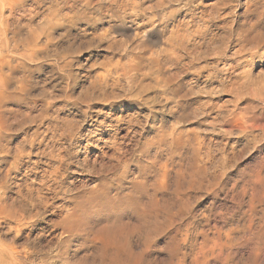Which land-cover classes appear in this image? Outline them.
<instances>
[{"label": "rangeland", "instance_id": "374dc122", "mask_svg": "<svg viewBox=\"0 0 264 264\" xmlns=\"http://www.w3.org/2000/svg\"><path fill=\"white\" fill-rule=\"evenodd\" d=\"M36 133L44 146L32 149ZM156 136L164 144L148 150L145 175ZM21 160L42 165L34 188L60 167L64 191L38 217L0 215V247L28 255L21 264L62 252L90 264L97 248L120 249L128 228L131 252L144 256L116 264H264V0H0L8 211L29 179ZM101 182L136 196L138 212L117 204L74 216ZM115 214L128 215L126 230ZM99 215L108 223H93Z\"/></svg>", "mask_w": 264, "mask_h": 264}, {"label": "bare ground", "instance_id": "6f19581e", "mask_svg": "<svg viewBox=\"0 0 264 264\" xmlns=\"http://www.w3.org/2000/svg\"><path fill=\"white\" fill-rule=\"evenodd\" d=\"M150 31H152V30H148V32H150ZM149 42H150V40H149ZM167 52H168V50H165V49H163L161 51V53H167ZM126 122H128L131 126H133V123L131 122V120H128ZM149 130L151 132H153L152 127H149ZM38 135L39 134L36 133L35 136L37 138L31 139L30 144H29L30 148L34 149L36 145H43L44 140H42V139L38 140ZM68 139H69V137L62 135L61 137H59L58 140H55V139L50 140L49 143L47 145H45V147L52 149V148H54V146L56 144H58L57 142H61V140H64L66 142ZM35 140H38L37 144H34ZM162 144H164V140H163V137H161V136H156L155 138H153L152 140L147 142V148L143 150L142 157H141L142 158L141 161L144 160L145 164H146V166H144L145 171H142L143 174L146 175L147 172H151L153 170V168L155 167L154 166L155 160H152V162H150V163L148 162V157H149L148 150L150 148L154 147L155 145L160 146ZM38 147H40V146H37V148ZM65 149L66 148L62 147L60 150H57V152L58 153L65 152ZM157 150H159V149H157ZM40 153H41V155H43L44 154L43 150ZM156 156H158V153H156ZM53 160H54V157L51 156L50 161H53ZM141 161H139V162H141ZM20 162H21L20 166L25 169L24 170L25 171L24 177H28L29 179L26 181L21 179L22 184L18 185V190H17L18 199H15L12 202L13 204H15L14 209L8 211V209H6V206H3L2 204L0 205V215L5 214L6 216L11 217L16 223H20L24 219L25 215H29V213H31L33 210H36L34 216L38 217L41 212H46L49 208H51L52 202H53V200H55L57 198L58 194H64V191L62 190V188H63L62 187V184H63L62 180L63 179H61V175H59L60 167H56V168L51 169L50 171H46V172L43 171L42 175L40 176V179L38 180L37 188H34V187H32V178H36L39 175V173L37 172V169L40 168L42 165H40L38 163L36 164V163H30V162H23V160H21ZM139 162L137 164H139ZM111 164L112 163H110L105 168V170L100 169V172L102 173L103 171H109ZM138 166H139L138 170L140 171L141 166L140 165H138ZM160 166L162 167V165H160ZM146 170H147V172H146ZM107 185L108 184L101 182L99 184V188H98L99 190L97 191V195L89 196L85 200H82L80 203H75L74 208H76V210H75L74 216H76V214H78V213L79 214L81 213V215H85L86 213H89V212H101L104 210H111V209H113L114 205H117V204H123V205L131 204L130 208L132 210H133V208H134V211L138 210V209H136V207H134L135 205L140 203V200L136 196L121 195L122 185L115 186V188H114L115 193H114V195H112V194H110L111 188L107 187ZM22 190H24L23 194H21ZM42 192H44V193H42ZM81 197H82V195L75 196L72 200H75V199H78ZM156 212H157V210H156ZM130 218H131V216H130ZM155 218L156 219H153V221L157 220V217H155ZM102 219H103V222L108 223V221L102 215H99L97 217V219L93 220V223L100 225L102 223V221H101ZM124 219H126V220L122 224L121 229L126 230L129 227L128 226L129 225V219H128L127 214L124 215V217L122 219L119 215L115 214L114 223H118L119 220H121L120 222H122V220H124ZM150 220H152V219H150ZM150 220H149V222L151 225V223L153 221H150ZM84 221L86 222V225L89 222V220L87 218H85ZM145 222H146V220H145ZM114 223H110V224L115 225ZM141 223H143V222H141ZM153 224H155V223H153ZM51 225L52 226H58L59 224L51 223ZM111 225L109 226V224H105V226L102 227V231H104V233L105 232L110 233V231L113 228V226H111ZM147 225H148V223H147ZM147 225L145 224V226H147ZM65 229H68V228H65ZM118 229H120V228H118ZM118 229H117V231H118ZM123 230H121V231H123ZM129 231H131V228L130 229L128 228V230L123 232V233L122 232L119 233V235L121 234V238L123 239V243L120 244V245H122L120 247V249L109 251V249H107L106 247L97 248L95 250V252H93L89 256L90 260H91L90 264H96V263H102V262H107L109 264H116L115 262H127V261H133V262L137 263L138 261H140L144 255L142 256L139 253L135 254V253L131 252L132 251L131 245L129 244V241H128L129 240ZM112 233H114V232H112ZM113 242L116 243L115 239L113 240ZM108 243L109 244L112 243L111 239H109V238H108ZM112 244H114V243H112ZM120 245H118V246H120ZM81 250H82V247H80L79 249H75L73 255L77 256V253L80 252ZM16 253L17 252L13 251L12 249L4 250L0 247V254H5V258H4V260H2L1 264H21V262L25 261L27 256H28L25 254L23 256H21V255L16 254ZM56 258H57L56 262H51L48 264H67L68 263L67 255L64 252H62V254L58 255Z\"/></svg>", "mask_w": 264, "mask_h": 264}]
</instances>
